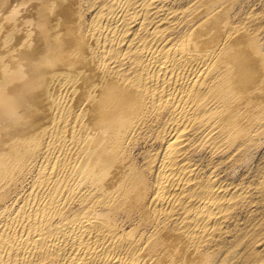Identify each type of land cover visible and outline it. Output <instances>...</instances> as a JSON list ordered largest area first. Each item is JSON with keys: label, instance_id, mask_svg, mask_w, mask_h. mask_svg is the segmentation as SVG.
Returning <instances> with one entry per match:
<instances>
[{"label": "bare ground", "instance_id": "1", "mask_svg": "<svg viewBox=\"0 0 264 264\" xmlns=\"http://www.w3.org/2000/svg\"><path fill=\"white\" fill-rule=\"evenodd\" d=\"M80 1L0 0V264H204L238 194L187 155L262 132L260 36L228 0L149 28L176 0H108L88 21ZM145 127L152 189L131 156Z\"/></svg>", "mask_w": 264, "mask_h": 264}, {"label": "rangeland", "instance_id": "2", "mask_svg": "<svg viewBox=\"0 0 264 264\" xmlns=\"http://www.w3.org/2000/svg\"><path fill=\"white\" fill-rule=\"evenodd\" d=\"M96 1L97 0L80 1L79 12L82 14L85 13L84 15L86 18H84L86 21L89 20L90 16L97 10L99 5L105 4L106 1L108 2V0ZM197 1L200 2L202 0H176L172 3L168 2L169 4L167 3L165 6V8L167 7V12H159L157 15L158 18L155 17L150 20L146 28L154 27L161 18H167V13L170 11V8L178 11L183 10ZM228 1H232L233 4L232 17L235 20L238 18L236 21L239 22L240 26L243 25L246 30H251L250 32L255 36L257 34V39L260 36L258 42L261 46V50L264 52V26H262L264 25V0ZM89 4H91L92 7L90 10H87ZM237 13L242 14L239 16ZM182 31L183 29L181 28L174 29V34L178 35ZM260 128L262 132L259 134L262 135H256L254 137L256 139L253 138L249 144H239L231 148H218L207 141L200 145L199 139L196 138L193 146L188 152V160L202 169V173L198 178L199 182L204 181L206 176L212 174L216 181L227 187L228 191L238 194L236 198L232 199L233 205H230L231 207L229 206L230 208H228L226 212L223 223L211 236L209 244H205L201 249L204 253L202 256L205 257L206 254L207 257L206 259L203 258L204 264H206V262L209 264H264V126ZM260 128H258V130ZM156 130L157 129L154 127L142 128L139 131L140 135H137V140L132 144L133 150L131 151V156L133 157L131 158L136 163V165L135 163L134 165L136 167L138 166L136 169L144 176L142 177L146 179L145 184L150 189L153 188L152 173L146 165L147 162L150 161L151 154L159 149L161 143L159 140H154L152 142L151 139L147 137L150 135V131L155 133ZM30 180L31 177H28L23 182L18 183V190H20L18 191V195L12 194L11 200L7 201L6 205L12 204L15 198L18 199V205L21 204L22 198L28 191ZM209 257L212 260H210ZM208 260L210 262H208Z\"/></svg>", "mask_w": 264, "mask_h": 264}]
</instances>
